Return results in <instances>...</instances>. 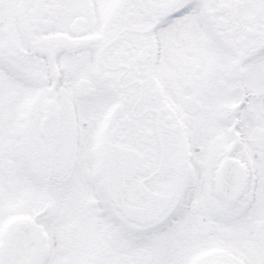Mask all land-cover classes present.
<instances>
[{"label":"snow or ice","instance_id":"snow-or-ice-1","mask_svg":"<svg viewBox=\"0 0 264 264\" xmlns=\"http://www.w3.org/2000/svg\"><path fill=\"white\" fill-rule=\"evenodd\" d=\"M0 264H264V0H0Z\"/></svg>","mask_w":264,"mask_h":264}]
</instances>
